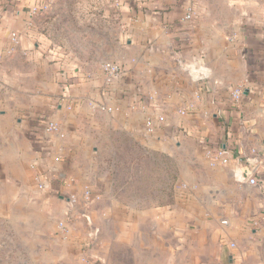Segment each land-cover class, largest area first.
I'll use <instances>...</instances> for the list:
<instances>
[{"label": "crops", "instance_id": "crops-1", "mask_svg": "<svg viewBox=\"0 0 264 264\" xmlns=\"http://www.w3.org/2000/svg\"><path fill=\"white\" fill-rule=\"evenodd\" d=\"M54 1L0 0V53L12 31L20 37L0 62V256L13 244L28 252L53 234L60 262L62 242L76 243L77 232L98 246L99 215L133 213L140 221L115 226L132 232L118 237L133 246L135 262L148 255L150 264H264V22L246 15L219 24L197 13L179 23L185 0H114L115 39L95 42L113 52L84 48L67 60L35 24L44 11L30 14L32 5ZM107 60L122 70L110 82L101 68ZM141 103L165 116L157 133L145 131ZM48 119L62 137L43 131ZM127 150L175 161L165 205L117 200L111 167ZM36 174L55 180L57 194L37 189ZM70 193L78 200L68 210ZM105 247L92 254L107 261Z\"/></svg>", "mask_w": 264, "mask_h": 264}, {"label": "rangeland", "instance_id": "rangeland-1", "mask_svg": "<svg viewBox=\"0 0 264 264\" xmlns=\"http://www.w3.org/2000/svg\"><path fill=\"white\" fill-rule=\"evenodd\" d=\"M113 1L55 0L49 4V8L41 16L36 17L35 24L48 39L62 45L67 60H73L75 55L82 56L81 50L84 48H89L95 53H90V55H107L103 52H113L112 44L105 43L102 46H96L95 42L104 41L107 37L111 40L115 39L117 23L115 24L111 18L116 13ZM194 1L198 8V15L212 16L217 19L219 24H228L229 22L233 24L235 20L240 21V18H244L246 15L264 22V0ZM4 94L7 95L5 89H2V98ZM3 107L7 108L4 104ZM1 121L3 120L0 119ZM122 154V159L118 158L116 166L111 167V173L121 189L117 200L125 203L127 207L133 206L137 202L142 205L153 202L159 206L169 202L172 185L175 184L174 173L177 170L175 161L166 158L164 153L150 157L147 153H135V151L127 150ZM99 207L101 206L98 205ZM123 218L128 221H140V217L133 213L99 215L95 220V226H99L100 229L96 233L98 246L91 245L87 240L80 241L79 232H77L79 238L76 243L69 237H67L69 240L62 242L63 253L61 255L65 258L60 262L53 260L54 256L59 255L55 254L54 250L58 247H54V235L51 234V237L44 239V245L40 242L39 246L29 247L28 252L24 250L25 247L13 244L11 246L12 254L0 256V264H150L148 255H146V262H135L133 246L126 248L119 241L118 232L127 233V239L132 236L131 231L117 230L115 225L119 219L123 220ZM103 243L107 244V248L105 247L104 250L107 261L99 260L97 255L92 254H101ZM21 250H24V255H21ZM71 253L75 255L76 261L71 260L73 257ZM98 257L101 258V255Z\"/></svg>", "mask_w": 264, "mask_h": 264}, {"label": "built area", "instance_id": "built-area-1", "mask_svg": "<svg viewBox=\"0 0 264 264\" xmlns=\"http://www.w3.org/2000/svg\"><path fill=\"white\" fill-rule=\"evenodd\" d=\"M48 8H49V4L47 2L36 3L30 7V14L31 15H37L39 12L46 11ZM183 8H184L183 13L178 20L179 23L192 22L196 16V14H197L196 8H195L192 0H185ZM19 44H20L19 33L17 31H12L10 33V48H8L4 52L0 53V62L6 56L11 55L13 53L15 47H17ZM67 58L70 59L71 57H67ZM101 68H102V71L104 72L106 80L109 82L118 78L122 72L120 65L117 62H114L111 60L104 61L101 64ZM241 94H242L241 88L235 87L231 91V99L233 101L237 102L240 99ZM90 106L94 108L96 105L91 104ZM136 107L140 111L145 113V116L143 118L145 131L149 134L157 133L165 122V116L163 115V113H155V115L147 114L146 113L147 106L144 103H141V104L137 105ZM114 109H118V107L115 106ZM107 110L110 111V110H112V108L108 107ZM41 127L43 128V131L45 133H48V134L49 133H56L61 137L63 136V133H62L61 128H60V124L54 119H48V120L43 121V123L41 124ZM216 158H217V160L218 159L221 160L223 158V151L222 150L217 151ZM221 161L223 162V159ZM215 163H216V160L211 161V165H214ZM34 179H35V184H36L37 189H39L41 191H48L51 193L52 192L55 193L54 185H53L55 180H53L52 178L43 177L39 174H36L34 176ZM248 182L250 184H253V185L257 183V181L254 177H249ZM182 187L183 188L185 187L184 184L182 185ZM55 194H57V193H55ZM90 194H91L90 190H88V189L84 190V196L86 198H89L91 196ZM77 200L78 199H77V196L75 193H70L68 195V199H67L68 210H70V208H73L75 206V204L77 203ZM67 215H68V213H67ZM223 222H225V221H223ZM59 225L63 229H65V226H64L65 224L60 222Z\"/></svg>", "mask_w": 264, "mask_h": 264}, {"label": "water", "instance_id": "water-1", "mask_svg": "<svg viewBox=\"0 0 264 264\" xmlns=\"http://www.w3.org/2000/svg\"><path fill=\"white\" fill-rule=\"evenodd\" d=\"M196 73H197V75L200 77V76H203L202 75V73L201 72H199V71H196ZM244 176V175H243ZM244 177H246V176H244Z\"/></svg>", "mask_w": 264, "mask_h": 264}]
</instances>
